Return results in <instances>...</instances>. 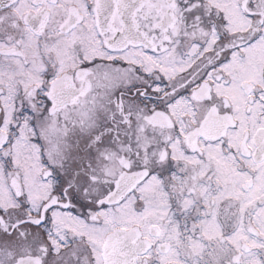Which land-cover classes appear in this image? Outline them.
I'll return each instance as SVG.
<instances>
[{"label":"snow or ice","instance_id":"snow-or-ice-1","mask_svg":"<svg viewBox=\"0 0 264 264\" xmlns=\"http://www.w3.org/2000/svg\"><path fill=\"white\" fill-rule=\"evenodd\" d=\"M0 264H264V0H0Z\"/></svg>","mask_w":264,"mask_h":264}]
</instances>
